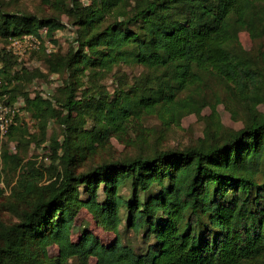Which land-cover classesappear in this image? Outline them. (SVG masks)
<instances>
[{"label": "trees", "instance_id": "16d2710c", "mask_svg": "<svg viewBox=\"0 0 264 264\" xmlns=\"http://www.w3.org/2000/svg\"><path fill=\"white\" fill-rule=\"evenodd\" d=\"M45 1L79 29L75 47L42 45L31 53L40 54L46 75L59 81L48 96L30 88L32 70L3 38L46 29L53 42L65 22L9 11L0 0V76L7 81L1 91L10 102L23 98L22 108L43 136L35 139L16 117L3 137L15 147L2 149L0 179L3 170L12 169L13 195L34 201L20 220L0 223V264H67L70 258L73 264H264V113L256 108L264 102V62L229 47L240 29L264 36V0ZM121 62L146 70L131 82L118 76L110 90L104 74ZM210 73L221 76L245 106L242 127L222 138L206 134V141L202 137L184 148L73 168L72 113L83 115L90 106L95 125L104 123L114 132L142 112L197 113L208 104L200 91ZM51 118L66 128L61 141L49 138L54 169L44 182L43 172L24 161L19 148L32 141L39 145ZM87 135L90 143L101 138ZM82 206L106 229L118 232L123 222L141 233L145 247L136 250L119 234L103 243L85 230L73 240ZM52 244L57 253L49 255Z\"/></svg>", "mask_w": 264, "mask_h": 264}, {"label": "rangeland", "instance_id": "374dc122", "mask_svg": "<svg viewBox=\"0 0 264 264\" xmlns=\"http://www.w3.org/2000/svg\"><path fill=\"white\" fill-rule=\"evenodd\" d=\"M4 1V8L9 11L28 12L40 17L46 15L59 16L65 22V27L55 31L53 39L55 44L50 40L51 45L47 47L48 50L58 46L61 51H65L70 46H76L75 38L79 35L78 27L72 24L69 16L55 5L47 3L45 0ZM81 1L89 2V0ZM229 47L232 49L241 47L250 55L258 57L259 61L264 62V36L252 37L245 29H240L236 37L230 42ZM22 62L33 72L34 78L30 85L32 90H41L44 94L53 92L55 88L53 82L56 80V75H46L45 64L40 54L38 56L36 54L29 55ZM145 70V66L137 63L121 62L106 72L102 81L108 89L112 90L118 76L126 79V82H131L136 75ZM42 73L45 74L42 75ZM126 84L129 83L124 85ZM200 92L205 96L208 104L202 106L197 113H185L176 117V115H171L170 112L163 110L142 112L139 115L130 116L115 132L108 129L104 123L95 125L91 115L93 114L92 109L89 110L90 106L86 107L87 111L83 115L77 116L75 112L72 113L68 124L72 127L69 130V135L75 158L72 164L73 168L76 171H82L103 161L131 157L138 153L151 154L155 149L184 148L196 144L202 137L206 141L207 138L212 137L211 134L215 138H222L244 125L248 115L246 108L239 98L231 94L221 76L215 73L208 74L205 85ZM186 93L188 90L182 92L181 96ZM256 108L258 112L264 113V102L257 104ZM19 120L29 125V131L35 134V139L43 137L40 129H38V124L30 119L26 111L19 115ZM65 128V125L51 118L47 122L45 137L42 138L43 140L41 139L39 145L32 141L27 146L23 144L19 148L23 160H29L31 166L43 172L42 181L44 182L48 181L49 171L54 169V164L52 165L49 157V138L53 135L61 141ZM85 131L92 133L94 138L95 134H101V138L99 140L95 138L90 143L91 136L87 135L88 132L82 136ZM75 134H77L76 137ZM206 134H209L210 137ZM14 147L13 141L3 139L0 141V154L4 148L12 151ZM15 174L12 169H5L0 179V223L9 224L20 220L23 209L30 207L34 201V196L23 202L22 200L18 201L13 195ZM79 189L80 197L85 198L87 196V192L84 190L85 186L80 184ZM99 191L101 192L102 189ZM84 230L95 234L103 243L114 240L119 234L122 242L132 244L136 250L145 247L141 233L126 229L123 222L119 225L118 232L106 229L87 208L82 206L79 208L75 219L72 239H78ZM48 251L49 255L56 254L57 246L55 244L50 245ZM73 261L70 258L67 264H73Z\"/></svg>", "mask_w": 264, "mask_h": 264}, {"label": "built area", "instance_id": "2783aa9c", "mask_svg": "<svg viewBox=\"0 0 264 264\" xmlns=\"http://www.w3.org/2000/svg\"><path fill=\"white\" fill-rule=\"evenodd\" d=\"M3 39H5V47L20 61L31 55L32 52L39 50L42 45L46 47L51 45L50 40L46 36V29H42L37 33L29 32L20 36H9ZM6 83L7 81L0 76V141L6 135L9 127L17 122L16 117H19L24 111L22 108L24 105L23 98L18 97L13 102H10L7 100V93L1 91L4 87L3 85ZM48 95L44 94V96Z\"/></svg>", "mask_w": 264, "mask_h": 264}, {"label": "crops", "instance_id": "0c3cea01", "mask_svg": "<svg viewBox=\"0 0 264 264\" xmlns=\"http://www.w3.org/2000/svg\"><path fill=\"white\" fill-rule=\"evenodd\" d=\"M54 84V87L59 83V81L56 79L54 82H53ZM57 83V84H56ZM52 93V92H51ZM22 98V97H21ZM24 101V100H23Z\"/></svg>", "mask_w": 264, "mask_h": 264}]
</instances>
